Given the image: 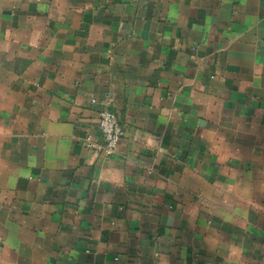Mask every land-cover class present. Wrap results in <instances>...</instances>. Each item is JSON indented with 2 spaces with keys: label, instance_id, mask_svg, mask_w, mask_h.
Masks as SVG:
<instances>
[{
  "label": "crops",
  "instance_id": "1",
  "mask_svg": "<svg viewBox=\"0 0 264 264\" xmlns=\"http://www.w3.org/2000/svg\"><path fill=\"white\" fill-rule=\"evenodd\" d=\"M0 264H264V0H0Z\"/></svg>",
  "mask_w": 264,
  "mask_h": 264
},
{
  "label": "built area",
  "instance_id": "2",
  "mask_svg": "<svg viewBox=\"0 0 264 264\" xmlns=\"http://www.w3.org/2000/svg\"><path fill=\"white\" fill-rule=\"evenodd\" d=\"M92 101H94L93 98ZM98 128L102 140L96 141L90 133H87L83 137V145L94 154L110 155L115 151L123 132L116 114L101 108L98 111Z\"/></svg>",
  "mask_w": 264,
  "mask_h": 264
}]
</instances>
